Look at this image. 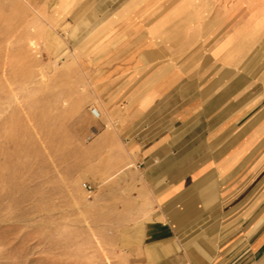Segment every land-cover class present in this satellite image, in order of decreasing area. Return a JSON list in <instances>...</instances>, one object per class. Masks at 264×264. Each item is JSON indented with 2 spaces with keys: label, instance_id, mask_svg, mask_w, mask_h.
<instances>
[{
  "label": "crops",
  "instance_id": "1",
  "mask_svg": "<svg viewBox=\"0 0 264 264\" xmlns=\"http://www.w3.org/2000/svg\"><path fill=\"white\" fill-rule=\"evenodd\" d=\"M118 11L110 74L133 83L113 109L146 264H264V0Z\"/></svg>",
  "mask_w": 264,
  "mask_h": 264
},
{
  "label": "rangeland",
  "instance_id": "2",
  "mask_svg": "<svg viewBox=\"0 0 264 264\" xmlns=\"http://www.w3.org/2000/svg\"><path fill=\"white\" fill-rule=\"evenodd\" d=\"M122 1L0 0V264H146L113 109L133 80L109 68Z\"/></svg>",
  "mask_w": 264,
  "mask_h": 264
},
{
  "label": "built area",
  "instance_id": "3",
  "mask_svg": "<svg viewBox=\"0 0 264 264\" xmlns=\"http://www.w3.org/2000/svg\"><path fill=\"white\" fill-rule=\"evenodd\" d=\"M90 112H91V114L93 115V116H95V117H99V112H98V109H97V107L96 106H92V107H90Z\"/></svg>",
  "mask_w": 264,
  "mask_h": 264
},
{
  "label": "bare ground",
  "instance_id": "4",
  "mask_svg": "<svg viewBox=\"0 0 264 264\" xmlns=\"http://www.w3.org/2000/svg\"><path fill=\"white\" fill-rule=\"evenodd\" d=\"M97 109H98V112H99L98 115L100 116V115H101V110H100V108H98V107H97Z\"/></svg>",
  "mask_w": 264,
  "mask_h": 264
}]
</instances>
